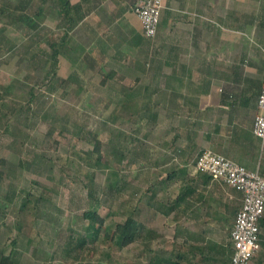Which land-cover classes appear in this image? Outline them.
I'll return each mask as SVG.
<instances>
[{
	"label": "rangeland",
	"instance_id": "1",
	"mask_svg": "<svg viewBox=\"0 0 264 264\" xmlns=\"http://www.w3.org/2000/svg\"><path fill=\"white\" fill-rule=\"evenodd\" d=\"M134 1L92 0L89 21L95 30L91 33L104 28L101 21L105 15L113 17L112 27L127 21L136 29L132 26L134 18L139 24L131 8ZM37 3L0 0V6L12 11V16L0 19V156L8 161L2 167L5 175L0 183V254L13 252L16 264H134L135 253H144L145 243L122 246L107 238L104 226L95 242L88 239L81 243L77 238L88 233L85 210L100 212L109 227L124 220L136 204L144 214L147 190L162 184L165 175L177 166L165 162V143L171 135L167 130L185 124V117H168L161 93L162 76L149 71L157 61L150 59L153 49L162 51L163 25L160 23L154 37L145 36L144 40L150 41L149 51L142 50V43L131 45L118 35L106 60H97L94 65L80 60L73 65L75 52L61 54L57 71L70 78L51 87V73H47L50 61L44 60L40 47L50 52L48 39L59 36L62 26L54 8L39 24L33 14ZM250 4L251 8L259 6L255 1ZM126 5L130 18L125 14L114 22L119 7ZM23 15L33 17L38 24L28 29L29 35ZM114 52L136 56L130 62L138 66H121L122 55L117 60ZM143 61L145 70L139 66ZM112 68L118 71L117 80L102 84L101 79ZM136 76L139 81H135ZM150 79L156 80H152L156 94L152 86L146 88ZM130 84L134 85L130 97L117 91ZM150 99L158 104L138 112L141 103ZM95 135L105 144L101 164L90 158L95 156ZM258 143L259 158L250 166L263 169L264 143L261 139ZM195 157H190L186 167ZM112 179L118 180L119 188L109 185ZM209 179L216 186L213 207L225 214L226 221L230 209L236 208L237 198L228 200L233 199L234 189L213 176ZM202 192L208 201V188ZM169 200L164 199L166 207L173 203ZM260 258L264 259V249L252 264Z\"/></svg>",
	"mask_w": 264,
	"mask_h": 264
},
{
	"label": "crops",
	"instance_id": "2",
	"mask_svg": "<svg viewBox=\"0 0 264 264\" xmlns=\"http://www.w3.org/2000/svg\"><path fill=\"white\" fill-rule=\"evenodd\" d=\"M91 1L71 0L84 13L69 32L72 43L67 52L77 55L73 65L79 63L78 55L84 51L97 49L105 51L108 57L118 35L128 38L137 32L143 35L134 11L139 19V24L135 18L132 21L136 29L127 21V26L123 23L120 29L115 26L110 29L108 21L113 17L109 19L105 15L101 21L104 28L91 33L94 28L89 21ZM254 1L259 6L251 8ZM257 1L166 0L162 12L161 93L168 117L184 116L186 123L172 129L169 126L167 130L171 135L170 142L165 143L168 152L164 154L165 162L177 166L165 175L167 179L162 184L147 190L144 214L140 213L142 207L135 205L139 207L136 218L140 221L144 218L146 231L131 245L145 243L146 250L135 253L134 264H227L229 261L230 232L243 194L232 187L233 199L228 200L237 198V204L224 221L225 214L213 207L216 186L208 178L210 174L194 171L195 158L186 166L190 157L207 148L222 151L247 166L259 158V138L253 127L259 111L258 95L264 83V0ZM124 7H119L114 22L130 10L129 6ZM92 34L98 37L97 42ZM126 43L134 45L129 40ZM121 55L114 54L117 60ZM121 58L123 67L138 66L130 62L137 59L132 54L124 53ZM152 80L156 81L148 82L154 87ZM202 188H208V201ZM183 193L184 197L174 207L171 204L166 207L164 199L169 198L174 204ZM263 228L262 225V248L255 257L264 249ZM256 264H264V259H257Z\"/></svg>",
	"mask_w": 264,
	"mask_h": 264
},
{
	"label": "trees",
	"instance_id": "3",
	"mask_svg": "<svg viewBox=\"0 0 264 264\" xmlns=\"http://www.w3.org/2000/svg\"><path fill=\"white\" fill-rule=\"evenodd\" d=\"M29 4L33 3V0H28ZM36 9L33 12L35 17L39 20V24L44 16L49 12L51 8H54L57 10V16L59 20V24L62 26V32L60 33L59 36L53 37V39H48L49 42V47H51L50 52L46 51L44 47H40V52L45 54L46 57H44V60L50 61V69L47 71L48 75L51 73V78L49 79V83H51V87L54 86V82H62L68 80L70 77H61L57 71V67L60 61V55L65 53L68 54V50L70 49V44L68 43L70 40L69 32L74 28V26L78 23V21L83 17L84 13L80 11L78 6L76 4H72L71 0H38V3L35 4ZM132 8V6H131ZM125 9V8H124ZM129 9V7H128ZM4 16H12V11L10 12V8L8 6H0V19ZM25 19H27V25H26V33L29 35L30 31L28 30L31 27L38 26V24H35V21L33 17H29L28 15H23ZM259 21V17H256ZM41 20V21H40ZM113 22V18L108 21V25L111 28V24ZM162 24V19L161 22ZM42 24V22H41ZM40 26V25H39ZM115 28L120 29V24H115ZM28 27V28H27ZM96 33V31H95ZM143 34V33H142ZM144 35V34H143ZM139 34L138 32L136 35L134 34L131 38H128L127 36L123 35L124 40L126 41H131V43L134 44H143V51H149V44L150 41H145L144 38L145 35L143 36ZM94 40L97 39L96 35L93 36ZM148 38V37H147ZM150 38V37H149ZM108 39V38H107ZM97 42V41H96ZM162 46V44H161ZM1 47V45H0ZM162 48V47H161ZM152 55H150V59L152 61L157 60L156 63L152 67H150L149 71H154L155 76L162 75V64H161V58H162V51L160 52V49H156ZM159 54V55H158ZM78 56H80L82 62L88 63L89 61H92L94 65L97 62H101L102 58L104 59L106 57L105 51H97L95 49L94 51H84L80 53ZM159 58V59H158ZM76 58H73V60ZM79 64V63H77ZM140 68L145 70V61L139 63ZM118 71L116 69H111L104 77L101 79L102 84H112L110 82H113L114 77L117 75ZM123 78V74L119 76V79ZM140 77L136 76L135 81H139ZM115 81L117 80L116 78L114 79ZM114 86V85H113ZM151 84L146 85V88H151ZM134 85L130 84L127 86L123 85L121 86V89H117L119 93L126 92L124 97H130L129 96V91L132 89L133 90ZM157 88L156 86L153 87V91L156 92ZM122 101L124 98H122ZM120 102V100H119ZM139 106V103H137ZM158 104V101L156 102L155 100L150 99L149 101H144L141 103L140 108L137 110L138 112H147L149 111L152 106H156ZM156 112H153L155 114ZM260 139V138H259ZM92 152L94 153L95 156L90 157L91 160H93L94 164H101V155L106 153L105 151V144L102 141V139H99L96 135L94 136L93 139V148ZM201 153V152H200ZM122 157V155H120ZM197 157V156H196ZM195 157V158H196ZM195 160V159H194ZM8 163L7 159L5 157L0 156V183L4 178L5 175V170L2 168L4 165ZM260 168V167H259ZM261 172L264 174V168L261 169ZM112 173H117L115 169L111 170ZM212 177V175H208V178ZM109 185L113 188H119L120 185L118 183L117 179H112L109 181ZM184 197V193L180 195L175 201L174 204H171V207H174L176 202L178 200L182 199ZM136 210H139V207H135L133 209V212L128 214L124 220L117 221L115 223L114 227H109L106 225V218L104 215H102L100 212H98L95 209H88L85 210L83 213L84 218L89 220V223L86 227L87 232L83 234L82 236H79L77 239L81 243L86 242L88 239H90L92 242H95L97 237L99 236V233L101 231V227L104 226L105 229V235L107 236L108 239L111 241H115L118 244L122 246H126L134 242L138 237L141 236L142 232H144V224L142 221L138 220L136 218ZM237 211V209H236ZM261 224L264 226V216L261 220ZM143 230V231H142ZM0 264H16V259L14 258L13 252L10 253H1L0 254Z\"/></svg>",
	"mask_w": 264,
	"mask_h": 264
},
{
	"label": "built area",
	"instance_id": "4",
	"mask_svg": "<svg viewBox=\"0 0 264 264\" xmlns=\"http://www.w3.org/2000/svg\"><path fill=\"white\" fill-rule=\"evenodd\" d=\"M166 0H136L133 11L138 15L143 34L154 37L162 19ZM259 111L254 118V134L264 143V83L258 95ZM196 172H205L240 191L242 203L230 232L232 252L227 264H252L262 248L264 216V174L259 165L250 167L224 153L204 149L193 161Z\"/></svg>",
	"mask_w": 264,
	"mask_h": 264
}]
</instances>
